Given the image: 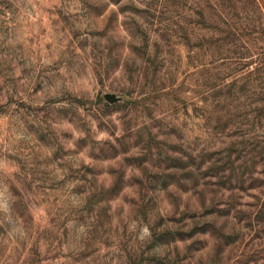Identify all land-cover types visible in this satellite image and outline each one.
<instances>
[{
    "label": "rangeland",
    "instance_id": "rangeland-1",
    "mask_svg": "<svg viewBox=\"0 0 264 264\" xmlns=\"http://www.w3.org/2000/svg\"><path fill=\"white\" fill-rule=\"evenodd\" d=\"M0 264H264V0H0Z\"/></svg>",
    "mask_w": 264,
    "mask_h": 264
}]
</instances>
